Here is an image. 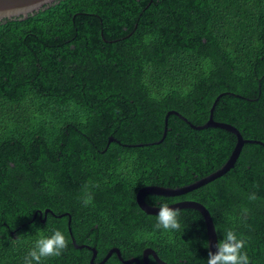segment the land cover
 <instances>
[{"label": "trees", "instance_id": "obj_1", "mask_svg": "<svg viewBox=\"0 0 264 264\" xmlns=\"http://www.w3.org/2000/svg\"><path fill=\"white\" fill-rule=\"evenodd\" d=\"M220 94L214 120L256 142L218 179L146 201L202 203L218 241L232 229L248 240L251 264H264V0H59L1 23L0 264H24L40 235L57 229L69 247L42 264H91L69 226L78 245L96 249L95 263L112 248L125 260L152 248L168 264H207L199 211L180 209V231L168 232L136 197L217 171L236 136L170 115L163 142L130 145L160 141L170 111L204 125ZM105 264L123 263L114 254Z\"/></svg>", "mask_w": 264, "mask_h": 264}, {"label": "water", "instance_id": "obj_2", "mask_svg": "<svg viewBox=\"0 0 264 264\" xmlns=\"http://www.w3.org/2000/svg\"><path fill=\"white\" fill-rule=\"evenodd\" d=\"M58 1L59 0H0V24L6 23L7 21H11V20H16V19H19V20L27 19L31 15H35L36 13L40 12V10H43L44 8L49 7L50 5H52ZM222 96H223V94H220L216 98V100H215V102H214V104L210 110V118L204 125L195 126L186 117H184L180 113H178L176 111H170L166 116V120H165L166 127H165L163 138L160 141L154 142V143H148V144L130 145V146H145V145L160 144L161 142H163V140L167 136L168 118L170 115H176V116L180 117L181 119L186 121L195 130H203L206 128L215 127V128L224 129V130L234 134L237 138L236 146H235L231 156L227 160V162L217 171L197 180L196 182L182 186V187H178V188H171V187H165V186H145V187L141 188L137 193L136 200H137V204H138L139 208L143 212H145L146 214L157 215L158 211H159V206H153V205H150L147 203V201H146L147 196L152 195V196H164V197H178V196L185 195L191 191H194V190L218 179L219 177L223 176L224 174H226L231 168L234 167L237 159L239 158V156L242 152L244 145L246 143H249V142H254V143L256 142L254 140L245 139L243 137L241 131L238 128H236L235 126L228 124V123H224V122H217L214 120V111H215V108H216V105H217L219 99ZM113 141H116V139L111 137L109 139V143H111ZM257 143L264 145V143L261 141H259ZM170 207L179 208V209L191 208V209H195V210L199 211L203 215V217L206 221L207 235H208V241H209V251H212V252L217 251L216 245L219 241H218V236H217L215 224H214L213 218L211 216V213L202 203L194 201V200H185V201H179V202L171 205ZM48 212H51V211L49 209H47L45 211L46 215ZM66 215H68V214H62L60 217H64ZM36 216H37V214L35 215V217ZM44 222H45V220H44ZM70 223H71V216H69V224ZM69 232L71 234V238H72V241H73L75 248H77V249L87 248L88 250L93 252L91 264H105L114 254H116L118 256L119 260L123 264H150L151 257L156 261L157 264H168L166 261L161 259L159 257V255L156 253V251L153 250L152 248L145 249L142 259L131 258L129 260H125L122 257L121 252L118 248H112L101 262L95 263V259L97 257L96 249L92 248L90 246H87V245H78L76 243L74 236H73V233H72L70 226H69Z\"/></svg>", "mask_w": 264, "mask_h": 264}, {"label": "clouds", "instance_id": "obj_3", "mask_svg": "<svg viewBox=\"0 0 264 264\" xmlns=\"http://www.w3.org/2000/svg\"><path fill=\"white\" fill-rule=\"evenodd\" d=\"M91 187H99L93 184ZM249 201L255 202L258 199L257 193L252 192L248 195ZM94 196L89 186H86L82 202L85 207L93 203ZM148 203V202H147ZM149 204V203H148ZM241 218L244 219L250 214V209L242 207L240 209ZM181 211L179 208L170 207L168 203H162L156 216L157 223L155 228L165 231H180ZM218 231V230H217ZM248 243L246 238L238 236L236 231L228 229L223 233L217 245V251H209L207 264H251L250 258L245 251ZM70 241L65 234L57 229L50 236L43 234L35 241L34 246L29 250L24 258V264H42L43 260L53 257H60L69 247Z\"/></svg>", "mask_w": 264, "mask_h": 264}, {"label": "flooded vegetation", "instance_id": "obj_4", "mask_svg": "<svg viewBox=\"0 0 264 264\" xmlns=\"http://www.w3.org/2000/svg\"><path fill=\"white\" fill-rule=\"evenodd\" d=\"M159 197V196H158ZM165 198H177V197H165ZM179 201H185L183 199H178V200H172V199H166V203L169 204V206L179 202ZM164 203L163 199L162 200H158L157 204H150V205H153V206H160V204ZM151 260V259H150Z\"/></svg>", "mask_w": 264, "mask_h": 264}]
</instances>
